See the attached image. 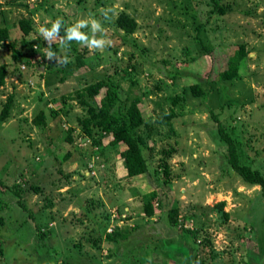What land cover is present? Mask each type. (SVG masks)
I'll return each mask as SVG.
<instances>
[{
	"label": "rangeland",
	"instance_id": "1",
	"mask_svg": "<svg viewBox=\"0 0 264 264\" xmlns=\"http://www.w3.org/2000/svg\"><path fill=\"white\" fill-rule=\"evenodd\" d=\"M109 7L114 11L105 20L101 9ZM121 11L136 20L133 33L117 26ZM22 17L33 21L27 36L17 25ZM90 17L103 24L108 47L90 50L73 41L64 48L57 41L52 50L68 63L44 57L39 26L62 18L63 36L65 27ZM2 25L9 26L4 43L13 41L22 56L14 60L0 43L7 70L0 108L7 94L15 95L0 124V264H264V196L229 168L209 116L212 109L236 136L240 161L264 173V0H0ZM238 43L248 52L250 73L215 82L205 77L211 57L214 66L224 65ZM98 79L116 83L115 113L138 99L145 122L136 133L146 139L147 173L129 177L123 146L110 144V132L96 129L94 141L87 137L77 123L82 107L62 101ZM195 82L204 96L190 93ZM180 94L183 109L181 101L171 103ZM171 108L178 114L169 129L156 119ZM41 109L44 127L32 122ZM163 148L174 151L167 178L158 166ZM14 183L24 188L25 211L10 189ZM154 189L160 204L153 201L156 213L148 216L143 204ZM169 207L186 217L195 239L169 226ZM133 225L140 227L125 239L105 238L106 231Z\"/></svg>",
	"mask_w": 264,
	"mask_h": 264
},
{
	"label": "trees",
	"instance_id": "2",
	"mask_svg": "<svg viewBox=\"0 0 264 264\" xmlns=\"http://www.w3.org/2000/svg\"><path fill=\"white\" fill-rule=\"evenodd\" d=\"M215 8L221 13L224 12L222 6L218 3L215 4ZM117 26L122 29L125 33H133L137 27L136 20L128 15L127 13L121 11L118 13L116 20ZM17 25L22 31L23 36H27L33 30V21L30 17H22L17 20ZM9 37V26H0V43L5 44V46L11 51V56L14 60H18L22 56L21 48L16 46L13 41H8ZM124 40L125 38L122 37ZM23 45L25 41H22ZM203 49L206 51L205 54L212 55V48H207L202 44ZM79 58L82 60V56ZM82 62V61H81ZM214 57H211V64L209 68L205 70V77L209 78L212 76V81L217 80H227L238 78L250 73V67L248 66V52L243 43H238L234 52L229 55L227 61L224 65L214 66ZM216 70V72H215ZM6 65H0V86L5 83L6 77ZM42 73V71H39ZM190 93L194 97H202L205 95V91L201 86L195 82L189 87ZM14 93L11 92L6 95L2 106L0 108V124L6 121L10 115V110L12 104L14 103ZM62 101L75 100L77 104L82 107L83 114L77 117V123L80 125L81 131L87 137H92L94 141L95 130L110 132L111 145H122L123 148L120 151V157L123 159L126 173L129 177H137L139 175L145 174L148 171L147 161L143 155L142 146L146 143L145 137L141 134L136 133V129L143 125L145 120L142 116L140 108L138 106V99L136 97L132 98L126 109L121 113H115L113 107L115 106L116 99H118L117 85L114 81L110 79H98L88 85H84L81 88L61 96ZM184 94L174 95L171 98V103L173 106L180 105V109H183V102H185ZM53 115L58 114L57 111L51 113ZM178 112H175L173 108L164 115L159 116L156 121L160 124L166 125L169 129H172V118L175 117ZM209 116L214 122L215 131L218 134L220 141L225 143L226 154L225 159L229 168L235 171L241 176L244 182L250 185H259L261 188V193L264 196V173L260 171L259 168L251 165L250 163H242L240 161V151L238 147V142L236 136L228 130L217 116V113L212 109L209 110ZM32 122L35 125H40L44 127L46 125V114L43 109L39 110L37 114L32 118ZM67 141L71 142L72 137L67 136ZM162 157L158 163L159 168L162 170L163 176L168 177V163L166 159L172 155L173 148H163L161 150ZM71 155L70 151L64 154V159L69 158ZM11 191L17 195V205L23 210H27L28 207L24 204L22 198V191L19 183L10 186ZM39 190L38 188H36ZM164 193V191H163ZM158 191L156 189L149 192L148 198L143 204V209L146 215L151 216L156 213V208L153 205V201L160 204V197L158 196ZM21 195V197H20ZM222 210L224 201L216 203ZM167 220L169 226H177L186 233H191L195 239L196 231L193 229L184 227V220L186 217H180L178 215V209L175 207H169L167 210ZM223 215L227 217V213L223 211ZM32 217V212L30 215ZM188 220V219H187ZM3 222V217L0 216V223ZM140 225H133L130 229L124 230L120 227H116L111 231L105 232V238L110 241L116 242L128 237L131 230H137ZM2 240L0 239V244ZM78 264V263H76Z\"/></svg>",
	"mask_w": 264,
	"mask_h": 264
},
{
	"label": "clouds",
	"instance_id": "3",
	"mask_svg": "<svg viewBox=\"0 0 264 264\" xmlns=\"http://www.w3.org/2000/svg\"><path fill=\"white\" fill-rule=\"evenodd\" d=\"M114 11L113 8L101 9V15L105 20L109 19L110 13ZM64 27L62 18H57L50 22V26L41 25L37 28L38 38H42L46 43L44 50V57L48 61H54L56 64L68 63V57L58 56L55 51L52 50V44L59 41L60 45L64 48L74 41L87 47L90 50H104L109 46L110 41L105 37V29L100 20L90 17L81 18L76 22L64 28V35L61 36V29ZM88 28L89 32L83 31Z\"/></svg>",
	"mask_w": 264,
	"mask_h": 264
}]
</instances>
